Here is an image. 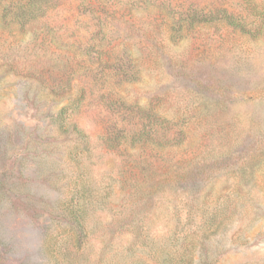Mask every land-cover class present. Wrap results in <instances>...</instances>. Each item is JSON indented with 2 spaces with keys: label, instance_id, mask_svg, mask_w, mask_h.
Here are the masks:
<instances>
[{
  "label": "rangeland",
  "instance_id": "374dc122",
  "mask_svg": "<svg viewBox=\"0 0 264 264\" xmlns=\"http://www.w3.org/2000/svg\"><path fill=\"white\" fill-rule=\"evenodd\" d=\"M119 1L126 16L111 37L130 35L138 46L112 61L133 62L132 84L83 75V53L72 44H90L96 23L80 13V0H60L43 19L58 31L52 48L74 57L63 85L70 79L87 91L63 127L58 98L3 65L36 67L41 39L29 32L17 43L20 55H0V264H264V0H157L166 15L197 8L247 17L248 33L220 22L197 26L166 54L140 42L154 23L153 4L130 10ZM131 24L142 26L139 34ZM112 61L106 76L116 72ZM184 65L196 75L179 71ZM151 112L161 124L156 136L166 133L155 145L160 155L150 157L155 167L212 158L217 174L150 198L124 188L121 161L103 137L110 121L133 125Z\"/></svg>",
  "mask_w": 264,
  "mask_h": 264
},
{
  "label": "trees",
  "instance_id": "16d2710c",
  "mask_svg": "<svg viewBox=\"0 0 264 264\" xmlns=\"http://www.w3.org/2000/svg\"><path fill=\"white\" fill-rule=\"evenodd\" d=\"M60 0H0V55H7L5 50L9 52L16 51L15 56L20 55V40H25L27 34L33 33V40L39 41L38 51H40L36 67H26V64L7 63L3 64L11 71H19L18 77L35 78L37 82L49 89L58 98L57 103L63 104L58 113V120H61V126L65 124L63 121L68 110L73 112L81 109L87 99V91L84 86H72L68 79L67 86L63 85L67 73H73V55L69 56L62 52H57L52 48V44L57 42V34L55 27H52L43 19L50 12V8L58 4ZM157 0H128L123 3L124 6L133 10L135 7H129L130 3L135 6L153 4L154 23L152 26H146L145 32L139 34L138 30H142V26L136 24L128 25L131 32L137 31L142 37V42L146 49L154 50L166 54L170 51L171 44H178L181 39H185L187 35L197 26L220 22L229 28L247 32V17L241 14L230 13L227 9H217L216 11L204 12L200 9L188 10L183 13L166 15L167 6L157 4ZM126 8V9H128ZM80 13L84 16L88 15L95 21L96 26L93 32L90 44L77 42L72 44L73 48L80 51L82 56L81 63L85 71L83 75L93 78L98 83L107 84L113 79L123 77L130 84L136 82L138 74L133 73L136 66L131 61L128 65L122 62H113L120 57L127 56L131 58L134 54V48L138 46L135 38L128 35L126 38L113 39L111 37V27L118 24L126 16L120 15L121 2L119 0H80L78 5ZM170 10V9H169ZM170 17V18H168ZM159 20L160 28L153 26ZM127 21L124 22V24ZM9 38H13L10 40ZM20 38V39H18ZM30 38V39H32ZM9 42L8 47L4 46ZM49 42V44H47ZM59 49V48H58ZM60 50V49H59ZM91 50H96L97 55L94 58L90 54ZM86 52V53H84ZM112 61L115 64V74L107 75L104 73L106 65ZM3 67V66H2ZM27 69H36L42 71L41 75L33 76L26 74ZM177 69V68H176ZM178 70V69H177ZM191 70V71H190ZM195 66L184 65L179 71L194 77L196 74ZM18 73V72H17ZM47 73L56 76L55 84H50L49 79L45 77ZM192 73V74H189ZM197 82V77L194 78ZM199 86V84H197ZM201 87V86H199ZM107 94H102L100 99L106 98ZM112 107L118 108L117 103L112 101ZM148 113L146 118L139 120L135 124L121 125L119 120L109 122L110 131L103 137V144L109 151L115 153L121 161L122 185L127 190L133 191L139 188L145 198H150L160 193L167 185L182 184L189 181H205L213 178L218 169H216L217 161L212 158H204L197 163L187 164L183 167L158 168L150 160L152 154L160 155L154 150L157 142L165 135H159L162 131L159 122L155 121L156 114ZM155 116V117H154ZM162 123V122H161ZM133 126V127H131ZM135 127V128H134ZM79 225L82 220H77ZM84 228V226H82Z\"/></svg>",
  "mask_w": 264,
  "mask_h": 264
}]
</instances>
